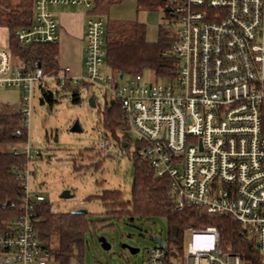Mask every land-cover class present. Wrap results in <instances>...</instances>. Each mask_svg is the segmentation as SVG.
<instances>
[{"label":"built area","instance_id":"obj_1","mask_svg":"<svg viewBox=\"0 0 264 264\" xmlns=\"http://www.w3.org/2000/svg\"><path fill=\"white\" fill-rule=\"evenodd\" d=\"M57 7L87 12L84 72L72 82L95 86L119 105L114 147L129 152L134 145L132 155L155 177L168 179L178 211L230 217L264 263V0H169L159 27L175 35L170 53L177 69L167 82L103 71L106 18L92 13L93 0H32L31 23L14 32L18 44L55 49L59 34L51 10ZM45 79L38 63L25 64L0 43V90L20 93L16 137L23 130L27 136L32 85ZM107 138L94 150L112 157ZM19 144L24 150L12 151L20 159L12 171L23 197L17 217L0 233V264H48L34 227L35 205L45 198L30 187L29 164L38 153L27 140ZM186 234L190 241L182 244L179 264H255L223 254L215 227ZM195 238L203 241L196 245ZM164 244L148 249L144 264H176L178 249Z\"/></svg>","mask_w":264,"mask_h":264},{"label":"trees","instance_id":"obj_2","mask_svg":"<svg viewBox=\"0 0 264 264\" xmlns=\"http://www.w3.org/2000/svg\"><path fill=\"white\" fill-rule=\"evenodd\" d=\"M122 1L93 0L92 13L106 18L105 66L109 72L123 78L148 71L156 78L155 81H172L177 69V63L170 53L171 44L175 40L174 33L167 28L159 27L156 41L148 42L145 24L137 20H109L111 7ZM132 1L135 3L137 14L141 11L160 10L164 18L168 17L169 0ZM31 8L32 0L20 1L15 5L9 0H0V28L6 29L8 48L16 59L31 66L38 63L45 78L56 80L59 72L57 50L41 45L22 47L14 36L18 28L31 23ZM88 87L90 86L86 83H73L70 80H63V84L59 86L62 92L71 94L73 103H79L80 91ZM56 94L59 92L57 91ZM42 95L49 100L54 97L53 93L44 87H42ZM102 115L104 128L117 140L116 131L121 122L119 105L112 101L108 104L105 102ZM21 120L22 115L18 111L12 114L0 113V146L26 142L25 130L21 132L20 137L14 135ZM131 158L133 186L130 187V198L125 199L119 190H104L96 196L107 219L95 218L90 213L76 215L72 212H54L46 200L35 205L34 227L41 248L50 254L49 262L70 264L71 260H74L79 263L86 245L85 236L99 230L109 218L117 221L127 218L133 221L135 218L147 220L155 217L165 219L167 241L174 246L177 245L178 247L174 248L178 251L186 231L212 226L217 229L220 248L225 253L238 256L244 262L264 264L255 250L254 243L241 235L239 225L230 217L209 218L196 208L178 211L169 196L168 179L155 177L148 164L140 162L134 155ZM18 161L20 159L13 158L11 153L0 151V233L5 231L19 213L23 194L12 171ZM99 161L92 165L97 166ZM86 168L78 167L84 170Z\"/></svg>","mask_w":264,"mask_h":264},{"label":"rangeland","instance_id":"obj_3","mask_svg":"<svg viewBox=\"0 0 264 264\" xmlns=\"http://www.w3.org/2000/svg\"><path fill=\"white\" fill-rule=\"evenodd\" d=\"M13 5L29 0H9ZM160 10L146 13V40L155 42L159 26L165 23ZM112 19H134V5L130 1L123 2L111 8L108 15ZM141 20V13L138 15ZM0 43L8 46L7 31L0 28ZM104 72L109 69L104 66ZM145 81H155L151 72H143ZM60 79H45L44 82H35L32 85L30 115L27 126V141L37 150L35 160L29 164L30 187L43 195L50 204L51 210L59 213L73 212L84 209L95 218L107 219L97 195L104 190H119L125 199L130 198V187L133 176L134 145L129 152L121 151L113 145V137L103 126V109L105 102L109 103L108 94L95 86L80 91L79 103H73L71 94L64 93L59 88ZM167 82V81H159ZM59 83V84H58ZM45 85V86H44ZM42 87L54 95L49 100L42 95ZM59 94H56V92ZM16 89L0 90V104L12 105V109L20 106V93ZM94 97L95 107H91L89 99ZM8 110V109H7ZM99 110V111H98ZM7 112V111H6ZM77 123L80 132H70L73 124ZM117 135L120 133L116 131ZM106 135V136H105ZM107 139L114 155L108 157L99 155L94 149ZM134 143V138L132 139ZM93 149V150H92ZM13 150L22 152L21 144H8L0 146V151L12 153ZM131 152V153H130ZM127 153L129 155H127ZM79 156V157H78ZM103 158V160H101ZM100 160V161H99ZM99 161L97 166L92 164ZM79 166L87 167L78 169ZM67 192L68 197H63ZM167 225L163 218H150L147 220L123 218L120 220L108 219L99 230L85 236V249L81 261L77 264H144L146 252L155 246L153 237L167 242L168 247H178L167 241ZM103 237L111 245L109 251H103L98 238ZM190 241L189 234L184 236L180 247V257H176V264L182 258V244ZM203 241L195 238L194 244ZM126 245L138 249L131 254L121 246ZM222 249V248H221ZM223 250V249H222ZM223 254H226L223 250ZM48 264H55L50 261Z\"/></svg>","mask_w":264,"mask_h":264},{"label":"crops","instance_id":"obj_4","mask_svg":"<svg viewBox=\"0 0 264 264\" xmlns=\"http://www.w3.org/2000/svg\"><path fill=\"white\" fill-rule=\"evenodd\" d=\"M126 1H130L133 3L135 10V18L129 20H125V19H112V20H121V21L137 20L146 25L145 23L146 13H148V11H141L137 14L135 9V3L132 0H123L121 3L117 4V6L121 5L123 2ZM51 11L57 22L58 34H59V41L57 47L55 48L57 50V63L59 68L58 78L59 79L68 78L72 82L73 79L75 80L81 77L84 72L83 32L85 27V21L87 19V12L79 9H69V8H60V7L52 8ZM140 13H141V20H138L137 17ZM61 82L62 83L59 86L63 84V80ZM18 107L15 108L14 105V108L12 109V105L10 106L9 104H4V105L0 104V113L12 114L18 111Z\"/></svg>","mask_w":264,"mask_h":264},{"label":"water","instance_id":"obj_5","mask_svg":"<svg viewBox=\"0 0 264 264\" xmlns=\"http://www.w3.org/2000/svg\"><path fill=\"white\" fill-rule=\"evenodd\" d=\"M122 76H119V79H121ZM89 104L91 107H95V101H94V98H90L89 99ZM70 132H80V129H79V126L77 123L73 124V126L71 127L70 129ZM133 186V183L131 184V187ZM69 194L67 192H65L63 194V197H68ZM73 214H76V215H85L87 212L86 210L84 209H77L75 211L72 212ZM153 242L155 245H158V246H164V242L161 241L158 237H153ZM98 243L100 245V248L103 250V251H109L110 248H111V245L105 240V238L103 237H100L98 238ZM122 249H127L131 254H136L138 252V249H135V248H131V247H128L126 245H122L121 246Z\"/></svg>","mask_w":264,"mask_h":264}]
</instances>
